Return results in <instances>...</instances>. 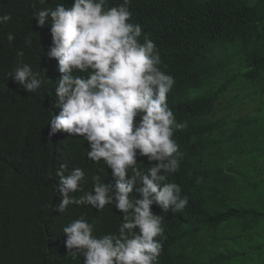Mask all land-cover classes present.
<instances>
[{
  "label": "clouds",
  "instance_id": "obj_1",
  "mask_svg": "<svg viewBox=\"0 0 264 264\" xmlns=\"http://www.w3.org/2000/svg\"><path fill=\"white\" fill-rule=\"evenodd\" d=\"M7 1L0 0V25L12 19ZM171 5L172 0L31 3L32 22L43 37L32 50L39 69L18 50L8 76L27 94L49 87L44 128L52 151L44 174L51 215L40 227L41 255L28 252L24 264H228L233 249L216 242L203 199L211 178L207 166L218 164L219 155L209 146L189 148L182 117L196 102L198 77L207 70L193 61L172 72L168 53H186L182 38L188 34L169 18ZM6 38L11 45L15 35ZM162 43L168 44L166 54ZM25 44L32 45L31 34ZM209 85L208 91L217 80ZM236 97L241 92L227 94L206 121L191 116L209 124ZM260 109L251 99L246 115ZM260 138L261 123L241 134L247 144ZM227 145L228 161L244 153L234 141L227 139ZM235 220L225 224L232 236L238 235ZM14 238L2 235L4 244Z\"/></svg>",
  "mask_w": 264,
  "mask_h": 264
},
{
  "label": "trees",
  "instance_id": "obj_2",
  "mask_svg": "<svg viewBox=\"0 0 264 264\" xmlns=\"http://www.w3.org/2000/svg\"><path fill=\"white\" fill-rule=\"evenodd\" d=\"M153 1L142 0L145 5ZM32 2L8 0L12 19L0 25V100L6 103L0 110V264H24L28 252L41 255L40 227L51 215L44 174L45 159L52 151L44 128L50 117L49 87L27 94L8 76L16 67L18 50L24 51L25 63L36 64L32 50L42 44L43 37L31 19ZM167 13L183 26L179 32L188 34L182 38L188 44L186 53L179 57L168 53L172 72L181 73L193 61L207 70L198 77L196 102L182 117L187 122L189 148L209 146L219 155L218 164L207 166L211 178L203 194L216 242L233 249L228 264L252 256L264 264V165L260 163L264 138L250 144L241 139L247 128L264 124V0H172ZM9 32L15 35L11 45L6 38ZM29 34L31 46L25 44ZM161 47L166 54L168 44ZM216 80L217 86L208 91ZM233 90L241 92V98L224 106L226 114L212 117L209 124L191 116L195 113L206 121ZM251 99L263 108L254 116L246 115ZM227 139L244 148L242 155L229 161ZM247 167L257 175L251 176ZM232 217L238 228V235L233 236L231 227L225 225ZM7 232L15 237L10 244L2 241Z\"/></svg>",
  "mask_w": 264,
  "mask_h": 264
},
{
  "label": "rangeland",
  "instance_id": "obj_3",
  "mask_svg": "<svg viewBox=\"0 0 264 264\" xmlns=\"http://www.w3.org/2000/svg\"><path fill=\"white\" fill-rule=\"evenodd\" d=\"M232 264H261V260L257 256H252L247 260L239 259L237 261H233Z\"/></svg>",
  "mask_w": 264,
  "mask_h": 264
}]
</instances>
